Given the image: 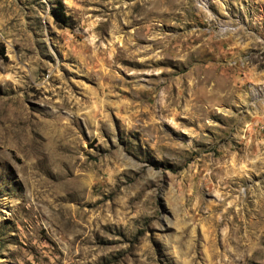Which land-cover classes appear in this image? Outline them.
Masks as SVG:
<instances>
[{
  "label": "rangeland",
  "instance_id": "rangeland-1",
  "mask_svg": "<svg viewBox=\"0 0 264 264\" xmlns=\"http://www.w3.org/2000/svg\"><path fill=\"white\" fill-rule=\"evenodd\" d=\"M2 49L0 264H264V0H0Z\"/></svg>",
  "mask_w": 264,
  "mask_h": 264
},
{
  "label": "trees",
  "instance_id": "trees-1",
  "mask_svg": "<svg viewBox=\"0 0 264 264\" xmlns=\"http://www.w3.org/2000/svg\"><path fill=\"white\" fill-rule=\"evenodd\" d=\"M61 14H62V13H61ZM0 53L3 55V53H4V52H3V49L0 51Z\"/></svg>",
  "mask_w": 264,
  "mask_h": 264
}]
</instances>
